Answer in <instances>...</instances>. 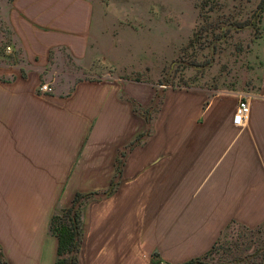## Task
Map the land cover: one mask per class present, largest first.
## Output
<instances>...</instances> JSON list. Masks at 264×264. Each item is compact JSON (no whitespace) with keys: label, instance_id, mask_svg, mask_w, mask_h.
Masks as SVG:
<instances>
[{"label":"crops","instance_id":"0c3cea01","mask_svg":"<svg viewBox=\"0 0 264 264\" xmlns=\"http://www.w3.org/2000/svg\"><path fill=\"white\" fill-rule=\"evenodd\" d=\"M110 4L7 3L22 61L0 77L1 264H53L50 217L77 193L81 244L95 253L179 263L206 253L229 223H264V61L249 92L137 79L132 55L155 47L156 30L123 25L142 18ZM242 98L249 112L236 126Z\"/></svg>","mask_w":264,"mask_h":264},{"label":"rangeland","instance_id":"374dc122","mask_svg":"<svg viewBox=\"0 0 264 264\" xmlns=\"http://www.w3.org/2000/svg\"><path fill=\"white\" fill-rule=\"evenodd\" d=\"M110 1V12L119 15L134 10L142 18L126 20L123 25L140 31L149 26L156 30L152 41L155 47L132 55L135 67L142 71L134 73L137 79L172 87L240 92L252 91L257 85L264 61V12L259 24L253 21L252 14L259 0H130L131 4L125 5H120V0ZM10 2L0 0L1 79L8 64L22 61L6 19ZM109 25L119 26L120 23ZM116 59L120 67V54ZM97 65L103 64L98 62ZM112 66L114 62L106 65L105 71H115ZM213 244L215 248L204 259L208 263L259 264L264 249V223L255 228L229 223ZM105 249L108 248L95 253L94 248L80 241L79 264H149L154 255L160 264L182 263L165 261L158 252L134 256L126 249L115 255Z\"/></svg>","mask_w":264,"mask_h":264},{"label":"trees","instance_id":"16d2710c","mask_svg":"<svg viewBox=\"0 0 264 264\" xmlns=\"http://www.w3.org/2000/svg\"><path fill=\"white\" fill-rule=\"evenodd\" d=\"M264 12V0H259L252 19L256 24L261 22ZM85 195L77 193L67 206L55 209L49 221V231L56 238V251L53 264H79V245L82 237L81 206ZM215 244L204 255L192 258L180 264H211L204 259L213 251ZM1 264V263H0ZM149 264H160L155 255ZM234 264V263H228ZM259 264H264V249Z\"/></svg>","mask_w":264,"mask_h":264},{"label":"built area","instance_id":"2783aa9c","mask_svg":"<svg viewBox=\"0 0 264 264\" xmlns=\"http://www.w3.org/2000/svg\"><path fill=\"white\" fill-rule=\"evenodd\" d=\"M7 49L9 50L10 47H7ZM40 90L44 92H49L52 89L47 83H45L40 86ZM248 112H249L248 102L246 98H242L236 107V111L233 117V123L236 126H240L242 124V121L245 119V117H247Z\"/></svg>","mask_w":264,"mask_h":264}]
</instances>
